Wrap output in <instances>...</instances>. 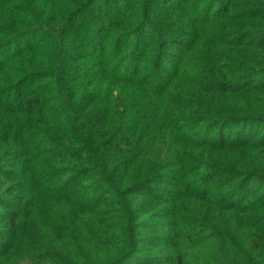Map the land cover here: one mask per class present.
I'll use <instances>...</instances> for the list:
<instances>
[{"label": "trees", "instance_id": "obj_1", "mask_svg": "<svg viewBox=\"0 0 264 264\" xmlns=\"http://www.w3.org/2000/svg\"><path fill=\"white\" fill-rule=\"evenodd\" d=\"M261 181L264 0H0V264H264Z\"/></svg>", "mask_w": 264, "mask_h": 264}, {"label": "rangeland", "instance_id": "obj_2", "mask_svg": "<svg viewBox=\"0 0 264 264\" xmlns=\"http://www.w3.org/2000/svg\"><path fill=\"white\" fill-rule=\"evenodd\" d=\"M261 128H262V127H260V129H261ZM228 135H229V134H228ZM260 183H264V182L261 181Z\"/></svg>", "mask_w": 264, "mask_h": 264}]
</instances>
